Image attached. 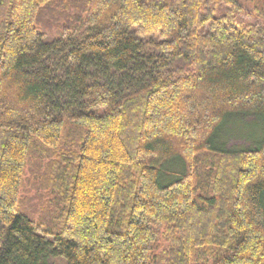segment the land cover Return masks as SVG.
<instances>
[{
    "label": "trees",
    "instance_id": "16d2710c",
    "mask_svg": "<svg viewBox=\"0 0 264 264\" xmlns=\"http://www.w3.org/2000/svg\"><path fill=\"white\" fill-rule=\"evenodd\" d=\"M239 114L264 0H0V264H264Z\"/></svg>",
    "mask_w": 264,
    "mask_h": 264
},
{
    "label": "rangeland",
    "instance_id": "374dc122",
    "mask_svg": "<svg viewBox=\"0 0 264 264\" xmlns=\"http://www.w3.org/2000/svg\"><path fill=\"white\" fill-rule=\"evenodd\" d=\"M263 138L264 122L255 116L239 114L229 117L217 138L216 144L221 147L226 146L227 150L255 149ZM25 189V191L32 190V187L27 183ZM33 195L34 193L29 196L32 197ZM24 196H28L26 192Z\"/></svg>",
    "mask_w": 264,
    "mask_h": 264
}]
</instances>
